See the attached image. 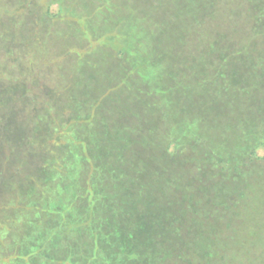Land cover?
Listing matches in <instances>:
<instances>
[{
  "label": "trees",
  "instance_id": "trees-1",
  "mask_svg": "<svg viewBox=\"0 0 264 264\" xmlns=\"http://www.w3.org/2000/svg\"><path fill=\"white\" fill-rule=\"evenodd\" d=\"M59 1L56 11L49 2L46 14L66 18L78 29L83 12L102 27L110 22L115 5L127 0H93L92 7L81 10ZM214 1L208 0L212 5ZM248 1L253 32L264 37V0ZM205 8L194 20L182 13L183 34V23L189 21L191 27L194 21L203 22L210 7ZM150 33L166 34L163 28ZM226 42L216 39L203 53L213 66V74L206 77L215 74L227 84L219 94L231 99L239 94L240 103L210 99L194 112L195 105L183 104L181 98L178 104L170 101L172 92L178 93L174 81L162 90L135 82L137 71L131 75L134 69L124 67L116 54L120 65L109 74L114 78L112 69L123 68L125 80L113 91L126 87L129 96L106 100L91 91L97 87L90 80L72 118L43 113L31 141H43L47 156L37 174L5 186L11 199H18L10 201L9 208L0 206V214L8 217L5 210L16 211L10 224L0 221V245L7 251L15 247L5 254L0 248V259L5 260L0 264H264V182L258 175L252 180L255 173L264 175V163H254L255 150L264 146V46L233 51ZM233 71L239 73L236 80ZM202 87L185 91L204 100ZM218 105L235 116L244 107L252 111L249 117L254 115L260 127L254 132L256 144L230 156L209 144L200 132L201 122L207 120V110L220 115ZM179 125L183 131L191 125L196 133L178 138L174 130Z\"/></svg>",
  "mask_w": 264,
  "mask_h": 264
},
{
  "label": "rangeland",
  "instance_id": "rangeland-1",
  "mask_svg": "<svg viewBox=\"0 0 264 264\" xmlns=\"http://www.w3.org/2000/svg\"><path fill=\"white\" fill-rule=\"evenodd\" d=\"M52 1L50 9L56 11L59 0H0V206L6 208L11 206L10 201L18 199H11V192H5L6 184L24 181L37 174L43 158L48 154L43 141L40 145L31 141L43 113L55 118H72L79 113V107L74 106L90 80L96 81L97 87L91 91L106 100L119 101L130 95L125 91L126 87L113 91L118 81L125 80L123 68L121 72L112 69L115 80L109 74L111 67L120 65L119 58L123 59L120 61L124 67L134 69L133 73L131 69L127 70L126 76L137 71L139 79L132 78L135 82L162 90L174 81V89L178 93L173 91L170 101L178 104L181 98V103L195 105V112L198 105L204 107L210 99L225 105L233 101L242 102L239 94L235 99L219 94L227 84L216 79L215 74L210 79L206 77L209 73L213 74V66L203 54L209 45L221 38L233 51L243 46L255 49L264 46V37L253 32L254 12L248 0H215L213 5L208 0V3L203 2L206 0H127L115 5L110 22L106 21L107 24L102 26L104 28L101 24H92L88 20L90 13L83 12L78 16L82 22L81 28L76 25L78 29L70 26L66 18L46 14L45 8ZM61 2L81 10L83 6L92 7L93 0ZM202 2L207 4L205 7H210L206 17L202 23L194 21L191 27L189 21L183 23L187 35L183 34L179 18L182 13L189 20L199 18L206 9L202 7ZM152 28H158V32L163 28V34H166L155 36L150 33ZM110 46L115 51L109 49ZM88 51L90 53L86 54ZM217 57L219 59L220 55ZM241 57L244 55L237 58ZM107 62L108 65L105 64ZM225 68L230 69V64L226 63ZM238 76L239 73L232 72L234 80ZM202 78L205 80L199 84ZM181 86L183 90L179 88ZM246 86L248 89L249 85ZM201 87V91L206 93L205 99H193L196 93L192 91ZM188 88L192 90L189 93L185 91ZM128 89L132 93L131 86ZM244 109L239 116L225 111L223 106L219 107L220 115L214 110H207L208 117L206 121L202 120L200 132L208 136L209 144L218 152L228 156L238 155L256 144L254 132L260 127L253 119L254 115L249 117L252 111ZM196 117L194 115L193 119ZM182 127L179 125L174 130L178 138L196 133L191 125L184 131ZM255 155L254 163H264V146L259 145ZM257 175L258 180L264 182V175L258 173L253 175L252 180L256 181ZM4 212L10 213V217L0 214V221L10 224L16 217V211L8 209ZM9 237L8 234L6 240L9 241ZM14 247L9 248L12 251ZM10 250L4 248L2 252L5 254ZM238 259L239 262L244 261V257ZM43 264L53 263L47 261Z\"/></svg>",
  "mask_w": 264,
  "mask_h": 264
}]
</instances>
